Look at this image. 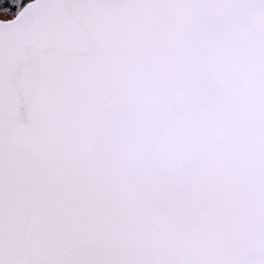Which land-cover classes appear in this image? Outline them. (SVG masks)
Wrapping results in <instances>:
<instances>
[{"label":"snow or ice","instance_id":"obj_1","mask_svg":"<svg viewBox=\"0 0 264 264\" xmlns=\"http://www.w3.org/2000/svg\"><path fill=\"white\" fill-rule=\"evenodd\" d=\"M0 264H264V0H0Z\"/></svg>","mask_w":264,"mask_h":264}]
</instances>
